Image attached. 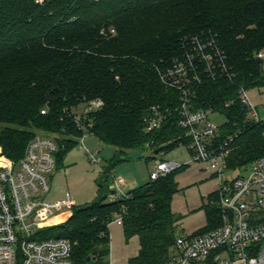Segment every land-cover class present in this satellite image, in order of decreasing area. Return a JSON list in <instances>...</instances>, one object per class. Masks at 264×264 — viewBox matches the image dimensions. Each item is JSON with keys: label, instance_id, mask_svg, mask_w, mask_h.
I'll return each instance as SVG.
<instances>
[{"label": "trees", "instance_id": "16d2710c", "mask_svg": "<svg viewBox=\"0 0 264 264\" xmlns=\"http://www.w3.org/2000/svg\"><path fill=\"white\" fill-rule=\"evenodd\" d=\"M206 37L225 52L228 71L194 86L191 105L226 119L222 138L238 134L228 159L238 171L264 156V123H253L240 102L243 90L264 93V0H0L2 154L17 164L35 137H51L60 146L59 168L83 136L74 115L94 100L102 106L92 113L90 134L114 149L96 181L95 201L37 239L69 240L73 264H109V227L121 219L126 240H139L130 264L169 258L177 238L176 176L185 166L126 198L111 195L108 174L134 151L167 152L187 143L179 92L162 76L192 38ZM155 112L162 125L148 131L146 120ZM210 200L201 233L222 224L217 192Z\"/></svg>", "mask_w": 264, "mask_h": 264}, {"label": "built area", "instance_id": "2783aa9c", "mask_svg": "<svg viewBox=\"0 0 264 264\" xmlns=\"http://www.w3.org/2000/svg\"><path fill=\"white\" fill-rule=\"evenodd\" d=\"M192 39V47L162 79L179 92L177 112L179 127L187 139L184 146L218 180L217 204L222 224L203 233L178 236L169 258L160 264H264V156L238 171L229 168L228 159L238 134L222 138L223 124L212 121L213 115L220 114L191 105L194 86L227 73L226 55L213 37ZM259 57L264 58V53ZM240 102L253 123H264V107H256L248 92L241 91ZM100 106L102 101L94 100L74 115L76 126L83 132L79 145L91 136L92 113ZM162 122V114L155 112L146 120V129H159ZM59 150L56 139L37 136L16 164L0 149V264H73L69 240L37 239L40 231L51 227L47 225L51 215L75 205L69 195L62 202L45 200L51 191ZM84 150L91 163H102L99 151L92 153L85 146ZM182 166L159 161L153 166L150 180H158ZM123 182L122 178L113 180L117 198L127 197L120 192Z\"/></svg>", "mask_w": 264, "mask_h": 264}, {"label": "rangeland", "instance_id": "374dc122", "mask_svg": "<svg viewBox=\"0 0 264 264\" xmlns=\"http://www.w3.org/2000/svg\"><path fill=\"white\" fill-rule=\"evenodd\" d=\"M250 101L260 110L264 107V93L259 90L248 92ZM81 111V108L78 112ZM212 121L222 125L226 119L221 115H213ZM45 135L43 133H40ZM84 146L91 152L99 151L101 164H93ZM65 160L56 168L51 177V191L45 197L49 202H62L67 195L74 201V206L55 213L47 220L48 226L63 223L74 208L92 204L97 197L96 181L108 167L114 157V149L102 144L96 137L89 136L84 145H79L65 153ZM168 161L185 166L177 174L176 181L179 192L174 196L172 210L177 219L175 235L190 236L207 226L205 206L211 197L218 191V180L214 173L204 163L194 160L186 146H178L167 152L155 155V149L145 148L130 153L128 160L117 165L108 174L110 189H115L114 178H122L120 192L124 195L145 185L150 181V174L155 163ZM111 199V197H110ZM110 255L109 264H130V259L137 255L139 240L137 237L126 240L123 232V223L120 220L113 222L110 227Z\"/></svg>", "mask_w": 264, "mask_h": 264}, {"label": "water", "instance_id": "95a60500", "mask_svg": "<svg viewBox=\"0 0 264 264\" xmlns=\"http://www.w3.org/2000/svg\"><path fill=\"white\" fill-rule=\"evenodd\" d=\"M159 153H160V150H156L155 151V155H158ZM111 195L112 196H115L116 195V191L113 190L112 193H111Z\"/></svg>", "mask_w": 264, "mask_h": 264}]
</instances>
